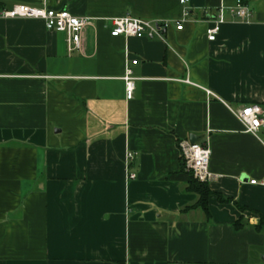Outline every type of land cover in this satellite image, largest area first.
<instances>
[{
    "label": "crops",
    "instance_id": "1",
    "mask_svg": "<svg viewBox=\"0 0 264 264\" xmlns=\"http://www.w3.org/2000/svg\"><path fill=\"white\" fill-rule=\"evenodd\" d=\"M236 1L0 0L90 18L72 54L40 20L0 19V264H264V186L250 184L264 179V127L258 139L232 113L264 109V0L206 34ZM184 10L164 41L110 36L114 18ZM190 135L210 149L209 219L187 191Z\"/></svg>",
    "mask_w": 264,
    "mask_h": 264
},
{
    "label": "built area",
    "instance_id": "2",
    "mask_svg": "<svg viewBox=\"0 0 264 264\" xmlns=\"http://www.w3.org/2000/svg\"><path fill=\"white\" fill-rule=\"evenodd\" d=\"M189 0H180L181 5H186ZM226 14L232 18L248 21L251 17L249 7L242 1L237 0L236 4L228 8V10L220 6L217 14L208 21L206 30L207 40L213 42L222 25L227 22ZM189 17L187 10L183 11L182 18L173 22H165L160 20H146L124 16L112 19V28L110 29L111 37L138 38L146 40H165L167 28L170 25L175 26L176 31H182L184 22ZM1 20L13 19H32L43 22L45 28L50 32L63 33L66 36L67 51L69 54L84 51V30L89 25L90 18L79 17L71 14L67 10H53L46 7L34 8L26 5H15L10 9L0 8ZM135 66L137 61H132ZM122 80L125 84V95L127 100L133 98L135 89V78L132 70L126 65ZM189 83V81H187ZM210 94V92H207ZM233 115L243 126V130L247 134H251L259 139V131L264 127V109L257 104H250L241 109L233 110ZM264 145V140H261ZM181 157L183 158L187 170H189L193 178L201 183H207L213 175L209 171L210 149L208 146L199 143H191L188 140L179 142L178 144ZM134 154L126 152L124 157L125 166L128 168L134 160ZM128 179H135V174H127ZM252 185L264 186V179L261 182L252 180Z\"/></svg>",
    "mask_w": 264,
    "mask_h": 264
},
{
    "label": "trees",
    "instance_id": "3",
    "mask_svg": "<svg viewBox=\"0 0 264 264\" xmlns=\"http://www.w3.org/2000/svg\"><path fill=\"white\" fill-rule=\"evenodd\" d=\"M0 8L1 9L4 8L2 4H0ZM184 167L185 166L183 163V168ZM187 191L194 193L198 196L197 203L191 208L201 209L204 212V214L207 216V219H209L210 214H209V209H208V201H209L210 196L213 193L211 192V190L208 186V183H201L192 177L191 180L188 182ZM221 201L227 202V200H222V199H221ZM188 209H190V208H188ZM243 226L244 225L242 223V219L234 224V228L237 231L240 230ZM255 229L257 231H262L264 229V217H260V221H259L258 225L255 227Z\"/></svg>",
    "mask_w": 264,
    "mask_h": 264
},
{
    "label": "water",
    "instance_id": "4",
    "mask_svg": "<svg viewBox=\"0 0 264 264\" xmlns=\"http://www.w3.org/2000/svg\"><path fill=\"white\" fill-rule=\"evenodd\" d=\"M189 141H190L191 143H196V142H197V136L190 135V136H189Z\"/></svg>",
    "mask_w": 264,
    "mask_h": 264
}]
</instances>
